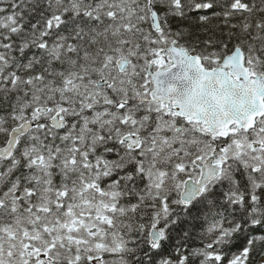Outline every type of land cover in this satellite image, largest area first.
Segmentation results:
<instances>
[{
	"label": "snow or ice",
	"instance_id": "obj_1",
	"mask_svg": "<svg viewBox=\"0 0 264 264\" xmlns=\"http://www.w3.org/2000/svg\"><path fill=\"white\" fill-rule=\"evenodd\" d=\"M0 264H264V0H0Z\"/></svg>",
	"mask_w": 264,
	"mask_h": 264
}]
</instances>
